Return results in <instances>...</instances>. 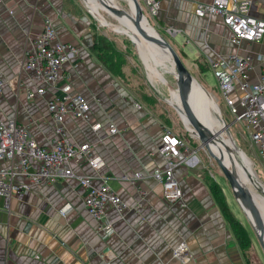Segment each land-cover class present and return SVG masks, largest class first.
I'll use <instances>...</instances> for the list:
<instances>
[{"label":"crops","instance_id":"crops-1","mask_svg":"<svg viewBox=\"0 0 264 264\" xmlns=\"http://www.w3.org/2000/svg\"><path fill=\"white\" fill-rule=\"evenodd\" d=\"M89 1L99 14L101 4ZM210 1L162 0L157 22L164 31L168 26L177 28L172 37L198 73L210 68L209 58L239 53L251 58L250 76L256 81L264 72V37L258 42L234 43L231 30L220 16L196 13L199 3ZM247 1L251 13L264 18V0ZM46 18L53 22L60 41L77 48L63 66L62 84L69 82L72 92L84 95L90 104L87 118L67 114L68 136L76 145L89 142L93 155L104 162L94 168L87 160H73V170L92 176L96 185L106 176L128 208L122 214L116 208H107V219L115 231L106 238L98 229V220L87 211V190L75 176L45 181L8 198L1 196L0 264L263 262L255 246L245 250L241 247L223 215L208 178L221 184L232 211L240 218L219 176L211 173L201 148L196 147L194 156L175 168L183 192L181 201L166 200L162 184L153 176L165 166L161 145L166 123L97 56L92 48L94 18L84 0H0V73L5 80L0 93V122L16 119L28 125L41 145H50L56 138L48 111L55 87L43 84L45 93L28 97V90H36L39 82L24 66L25 48L40 35ZM150 77L156 78L152 74ZM205 91L216 108L213 123L221 126V108L214 95ZM95 124L100 128L95 130ZM111 125L117 127V132L110 131ZM224 134L220 135L223 140ZM219 145L224 153L228 152L221 139ZM1 163L10 166L9 160ZM246 227L253 244L255 237ZM181 242L188 247L187 261L174 256Z\"/></svg>","mask_w":264,"mask_h":264},{"label":"built area","instance_id":"built-area-1","mask_svg":"<svg viewBox=\"0 0 264 264\" xmlns=\"http://www.w3.org/2000/svg\"><path fill=\"white\" fill-rule=\"evenodd\" d=\"M142 1L143 9L146 8L149 14L154 17L159 14L162 0ZM250 6L247 0H211L199 3L196 13L200 16H220L231 30V40L236 44L243 41L258 42L264 37V18L254 16ZM177 31L173 26L165 28V32L171 36ZM76 51V47L58 39L56 28L49 18L45 19L40 35L25 48L24 66L39 82L36 90H28V97L45 93L43 84L55 87V93L48 102V111L54 122L56 138L50 145H41L30 133L28 125L16 119L0 122V197L8 198L13 193L28 192L33 186L45 181L75 176L87 190L84 197L87 211L98 220V229L108 238L114 233L115 227L107 219V208H116L122 214L128 204L106 176L102 177L100 185H96L92 176L77 174L73 170V160H87L94 168H100L104 163L93 155L89 142L76 145L67 133V114L87 118L90 108L84 95L72 92L69 82H61L63 66L70 54ZM209 64L233 121L245 122L250 133L249 139L264 159V72L256 81H252L251 58L239 53L209 58ZM4 83V76L0 73V93ZM93 127L97 130L100 124ZM117 130L115 125H111L112 133ZM195 152V147L191 146L187 138L164 125L161 153L165 166L156 170L153 176L162 184L167 201H181L183 192L174 171ZM3 160H9L10 166L1 163ZM18 177L21 178L20 182ZM174 256L185 261L190 259L186 242H181L174 249Z\"/></svg>","mask_w":264,"mask_h":264},{"label":"rangeland","instance_id":"rangeland-1","mask_svg":"<svg viewBox=\"0 0 264 264\" xmlns=\"http://www.w3.org/2000/svg\"><path fill=\"white\" fill-rule=\"evenodd\" d=\"M115 1L125 11L129 13L132 11L128 0H115ZM141 1L142 0H140V3ZM84 4L87 10L90 11V14L94 18L93 20L95 23L94 26L95 33L97 35L105 36L107 40L115 48L113 54L115 55L117 62L115 68L116 72L117 70L119 71L120 69L123 71L121 75L117 74V76L132 89V91L138 98L144 101L158 115L162 116L167 127L171 128L174 132L181 135L182 137L187 138L190 141L191 146L195 148L199 146L201 141L198 136L194 135L195 131L194 129L193 130L191 129V127L193 128V126L192 125L190 126L189 124H187V122L185 123L186 120L185 121L183 120L181 112L177 108V104L170 102V99L172 98L170 86L159 81L157 78L152 79L150 77L149 71L145 66L142 55L137 45L132 40V37L128 32V30L124 26L117 28L115 25L116 24L118 25L119 21L114 15H112L104 8L101 7L99 8L100 11L99 13L100 19H99V17H97V15L92 11L90 1L84 0ZM143 13L149 20L148 24L152 25L157 30V32L162 37H164L168 42H170L171 45L176 49L179 56L181 57V59L183 60V62L191 72V74L194 76V78H196L202 85H204V87L212 95H214L215 100L217 101L218 105L221 108V115L223 120L229 124V131L227 132H229L230 135L232 136V140L235 144L234 146L235 149L231 150L230 152H226V154L230 158H231V154H234L237 157L238 162L235 168L238 175H240V177L242 176V173L240 172V166L242 162L244 163L243 161L244 158L242 159L243 155H246L252 162V164L250 165V170L255 175L254 178L259 180L264 185V159L259 153L256 146L252 144L251 140L249 139L250 133L245 122L241 123V122L233 121L232 114L229 111V108L226 105V103L223 101L221 92L218 87V80L215 77L212 69L208 67L209 69L203 74H200L197 71H195V69L191 67V64L186 61V54L178 47L173 37L167 34L158 24L157 17H154L151 14H149L146 8L143 9ZM146 44L148 45L147 55L151 53L149 64L152 67H157L159 70L164 72L166 78L169 80V83L172 87L173 97L175 101H177L176 97L178 98L177 95H179V92L177 93L178 81H177V75H175V67L172 64L171 59L168 58L167 52L164 51L163 49L161 48L159 49L158 46L157 47H155L154 45L151 46V43H149L147 40H146ZM200 66L203 67L201 63ZM203 68L205 69V67ZM197 92H201V96H203V98H199V94L196 93L197 96L193 95L194 100L201 101L207 99L205 90H201ZM206 118L208 121L210 120L212 122L215 120L214 114L211 115L209 114ZM221 126L218 125V129ZM224 133H226V131H224L223 134ZM201 149L205 152V157L207 158V163L211 170V173L218 175L220 181L223 183V186L229 197L230 203L234 208V210L236 211V213L238 214V216L240 217L239 219L241 221L243 220L242 222H244V224L248 226L252 231L255 237V243L253 242L251 249L254 248L255 246V249L258 252L260 258H262L261 260H264V255H263L264 252L262 250L260 242L257 239L252 223L250 222L246 213L240 206L238 200H236V197L233 193V189L230 186L226 177L224 176V173L222 172L219 164L214 158L210 156L207 150H204L203 148ZM242 183L246 187H249L250 190H252L253 201L259 213L263 214L264 195L258 191V188L256 189V187L254 186L255 184L252 183L251 181H247L244 179ZM255 193H257L258 195ZM251 253L253 255V250L251 251Z\"/></svg>","mask_w":264,"mask_h":264},{"label":"water","instance_id":"water-1","mask_svg":"<svg viewBox=\"0 0 264 264\" xmlns=\"http://www.w3.org/2000/svg\"><path fill=\"white\" fill-rule=\"evenodd\" d=\"M89 1V0H87ZM100 4L102 5L101 8H104L108 12H110L112 15H123L127 14L128 12L125 11L122 8H117L112 5H110L106 0H99ZM131 6V10H134V22L135 26L139 30V32L143 35V37L152 45L155 47H159V49H163L164 51L168 52L170 55L172 64L175 67L176 74H177V85H178V92L180 96V102L183 106L177 104L178 110H180L181 115L183 117V109L185 108L187 112V118L188 122L190 125L193 126L191 128L192 130L194 129V135L198 136L200 139V144L197 146V149L203 148L207 150L212 158H214L217 163L219 164L222 172L224 173V176L228 180L230 186L233 189V192L246 213L247 217L249 218L250 222L252 223V226L255 230V233L258 237V240L262 246L263 252H264V220L259 213L254 201H253V196H252V190H250L249 187H246L242 182L240 181L238 177V173L236 172V169L234 167H229L222 158L216 155L214 151L212 150L210 146V141H212L214 138L216 139H221V134H223L224 131H229V124L224 121L222 126L219 129L211 130L208 125H206L198 116L194 113L192 110V107L189 104V98H190V91L192 89V85L198 84L200 88L205 90L206 88L204 85H202L194 76L191 74L181 57L179 56L178 52L176 49L171 45L170 42H168L164 37L162 36H156L154 35L155 30L153 28L151 29L147 23L148 19L143 13V7L140 3V0H128ZM100 8V7H99ZM114 13V14H113ZM117 17V16H116ZM150 23V22H149ZM132 37V36H131ZM134 43L136 44V41L133 39ZM137 45V44H136ZM138 47V46H137ZM171 102V101H170ZM183 120L185 121L184 117ZM186 123V121H185ZM187 125V124H186ZM224 141V140H222ZM243 159V157H242ZM244 161V159H243ZM243 163V162H242ZM255 175H253V179L256 181L257 185H254L256 189L258 188V191L264 195V185L257 179L254 178ZM242 195L243 203L247 204L250 206L254 212V216L257 221V227L260 228L257 229L255 225L253 224L249 214L247 213L245 207L241 203V201L238 198V195Z\"/></svg>","mask_w":264,"mask_h":264},{"label":"bare ground","instance_id":"bare-ground-1","mask_svg":"<svg viewBox=\"0 0 264 264\" xmlns=\"http://www.w3.org/2000/svg\"><path fill=\"white\" fill-rule=\"evenodd\" d=\"M96 2H98L100 4V2L98 0H95ZM110 5L117 7V8H121L115 0H106ZM92 11L95 13V11L92 9ZM96 14V13H95ZM114 14V13H113ZM97 17L100 16L99 14H96ZM117 16V17H116ZM115 17L117 18V20L119 21V24L115 25L117 28L124 26L128 32L130 33V35L133 37V39L136 41V44L138 46V49L142 55V58L144 60L145 66L148 69L149 73L152 74L154 77L160 79L162 82H164L166 85L170 86L171 88V94H172V98L170 99L171 103H175V104H179L181 106H183L181 103L175 101L174 97H173V92H172V87L169 83V80L166 78L164 72H162L161 70H159L157 67H152L149 64L148 61V56L146 53V49H147V45H146V39L143 37V35L139 32V30L137 29V27L135 26V22L133 18L134 16V10H132L130 13L128 12L127 14H123V15H116ZM147 25L153 30H155L154 35L156 36H161L157 30L150 24L147 23ZM168 58H170V55L168 54ZM175 75L176 74V70H175ZM178 87V86H177ZM200 86H198V84H194L192 85V89L190 91V98H189V104L192 107V110L194 111V113L198 116V118H200L202 120V122H204L206 125H208L209 127H211L212 130H216L218 126L214 125L213 122L208 121L207 120V116L210 114H214L216 112V108L214 106V104L207 98L205 100H194L193 95L197 92L200 91V89L202 90V88H200ZM197 94H199V98H203V96H201V92H197ZM197 94H195V96H197ZM183 117L186 120L187 124H189L188 122V118H187V112L185 110V108L183 109ZM210 117V116H209ZM224 123V120L222 122V124ZM190 125V124H189ZM191 126V125H190ZM192 128V127H191ZM224 137V142L222 143L223 148L225 150H227L228 152H230L231 150L235 149V144L231 138V135L229 132L225 133L223 135ZM210 146L212 148V150L214 151V153H216L217 156H219L220 158H222L224 160V162L231 168L237 166V162L238 159L234 154H231V158L223 152L221 145H219V139L214 138L212 141H210ZM244 158V163L241 164L240 166V172L242 173V176L240 177V175H238L240 181H251L252 183L256 184V181L253 179V172H251L250 170V165L252 164L251 160L246 156L243 155ZM233 162V164H232ZM236 169V168H235ZM243 184V183H242ZM248 186V185H247ZM257 194V193H255ZM258 195V194H257ZM239 200L241 201V203L243 204V206L245 207L247 213L249 214L253 224L255 225V227L257 229L260 228L257 227V221L256 218L254 216V212L252 210V208L250 206H248L247 204L243 203V199H242V195L239 194L238 195ZM263 214H264V209H263ZM264 220V217H262Z\"/></svg>","mask_w":264,"mask_h":264},{"label":"trees","instance_id":"trees-1","mask_svg":"<svg viewBox=\"0 0 264 264\" xmlns=\"http://www.w3.org/2000/svg\"><path fill=\"white\" fill-rule=\"evenodd\" d=\"M94 44L92 48L94 51L97 53V56L100 58V60L116 75H121L123 71L120 69L119 71L117 70L116 72V58L113 52L115 51L114 46L107 40V38L103 35H97L96 33L94 34ZM200 70L202 72L205 71V69L200 66ZM208 182L211 188V191L218 202V205L229 222L238 242L240 243L241 247L245 250L248 249L252 246V238L249 233L248 228L246 225L234 214L232 211L226 195L224 193L223 187L221 184L216 181L215 179L208 178ZM254 264H264L263 262H258Z\"/></svg>","mask_w":264,"mask_h":264}]
</instances>
